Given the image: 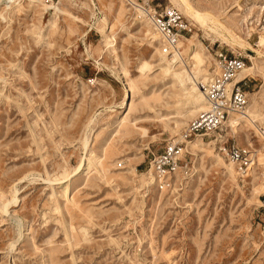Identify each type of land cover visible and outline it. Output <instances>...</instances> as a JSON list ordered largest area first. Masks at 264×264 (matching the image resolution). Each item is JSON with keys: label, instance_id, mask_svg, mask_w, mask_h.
Returning <instances> with one entry per match:
<instances>
[{"label": "rangeland", "instance_id": "rangeland-1", "mask_svg": "<svg viewBox=\"0 0 264 264\" xmlns=\"http://www.w3.org/2000/svg\"><path fill=\"white\" fill-rule=\"evenodd\" d=\"M189 1L251 46L233 50L182 13L193 28L177 46L185 58L203 47V77L218 49L264 68V0ZM93 2L0 0V206L15 199L0 209V264H264V76H246L252 122L233 116L223 131L252 150L247 169L203 136L207 150L185 142L179 171L158 183L149 158L182 140L190 105L147 17L124 0ZM119 76L136 87L127 107ZM85 151L95 161L78 170Z\"/></svg>", "mask_w": 264, "mask_h": 264}, {"label": "built area", "instance_id": "built-area-1", "mask_svg": "<svg viewBox=\"0 0 264 264\" xmlns=\"http://www.w3.org/2000/svg\"><path fill=\"white\" fill-rule=\"evenodd\" d=\"M134 1L149 17L161 50L170 55L173 48H178L179 37L189 34L192 30V23L173 5H152L151 0ZM214 60L216 64L209 69L206 78L198 81L207 106L188 120L181 134L184 138L195 135L211 137L218 151L227 156L238 170L245 171L253 159L252 150L238 145L231 135L230 141L228 137L223 136L228 114L243 110L247 103V91L244 88L246 76L227 84L242 67L244 60L238 52L228 53L224 49L214 51ZM258 134L264 141V125H258ZM183 145L184 141L166 142L159 151L150 156L149 166L152 167L155 177L161 179L162 184L165 185L173 172L181 167V158L186 152L181 149Z\"/></svg>", "mask_w": 264, "mask_h": 264}, {"label": "bare ground", "instance_id": "bare-ground-1", "mask_svg": "<svg viewBox=\"0 0 264 264\" xmlns=\"http://www.w3.org/2000/svg\"><path fill=\"white\" fill-rule=\"evenodd\" d=\"M128 1H129L128 3L131 5L130 6L131 8H133L136 12H140L141 16L147 17L145 19L140 20V23H144L147 26L152 25L150 23L149 17L146 15L145 11L141 8V6L139 4H137L134 0H128ZM32 2L40 4L42 2V0H32ZM169 2H171V4H173L181 13L186 14L193 21L194 24H196L201 29H204L205 31L213 32L215 34V36L219 38L220 42H223V43L229 45L233 50H236V48H239V49L241 48L243 50L247 47H251L247 41L241 39L239 36L234 34V32L231 30V28L221 24V22H219L216 18H214L210 13L195 8L189 0H169ZM92 3L94 4L93 0H92ZM128 3H127V5H128ZM44 6H45L46 10L51 9V12H52L51 16L52 17L54 15V13H56L57 11L60 10L59 7L55 6V5H50V6L44 5ZM51 16H50V18H48L49 21L51 19ZM147 32H148V34H152V32H150L149 29ZM102 35L104 37V40L108 44H110L112 42L110 35H107L105 32H102ZM183 36H185V35H183ZM156 38H157V34H152V36L150 37V39H152V42L157 41ZM179 39H180V41H183V40L188 41L187 38H184L182 36L179 37ZM177 45H179L178 42H177ZM180 49H181V47L173 48L171 54L166 57L165 52H163L159 48H157V50H159L161 58L165 59L166 63H167L166 68H163L164 72L169 73V75H171L173 77L176 84L180 86L181 91H182V93L185 96V99L187 101V104L190 105L191 109L188 110L189 114L187 116H188V118L191 119L199 111L205 109L207 106L203 92L198 85V81H200V80L203 81L205 79V77H203L204 75L200 74V73L202 71V66L204 64L205 65L207 64V60H210V57L207 56V54L205 53V51H204L203 47H201V45H198L195 43L191 44V50H190V52L186 58L182 55V53L180 52ZM149 66H150L149 63L146 61H143L140 63L141 70L147 69V68H149ZM116 69H117V67H116ZM122 69H124V68L122 67ZM120 74H121V72H120ZM260 75H262V77L264 76V68L262 66L256 64L254 61L252 62L251 65H245V63H244L242 65V67L234 73L232 79L227 84L229 85L233 81H237L241 77H245V76H251V77L252 76H258L259 77ZM120 80L122 81V83L124 85V89H125L124 103L127 107L128 102H127L126 98H128L131 91L133 94V91L136 89V87L133 83H131V84H129L130 89H128L126 86L127 82H125V80L122 79V77H120ZM257 95L258 94H256V93H254L252 95V97H251L252 101L248 105H247V103H248V100H247V103H246L245 107L243 108V110L238 111V112L229 113L227 116V119L225 121V124L227 125V123H228L229 125H231V121H232L233 116H236L239 119V122L241 125H246L248 123H251L252 117H253V112L254 111L258 112V107H260V105L258 104L259 102H257ZM117 121H118V123H122L124 121V117H119L117 119ZM245 128H247V127H245ZM181 137H182V140H184V145L181 148L182 150L186 151L187 147L199 149V150H201V152L203 150H207L204 147L205 145H203L204 143H202V139H201L202 137L200 135H195V136H192L191 138H184L183 136H181ZM191 139H193V140H191ZM182 140H181V142H183ZM87 141H88L87 138L83 139L82 145H84L85 149L87 146ZM170 142H174V140H171ZM185 142H187V147H185V144H186ZM210 142L212 143L211 140H210ZM249 145H250V147H252V143ZM253 151H255V149H253ZM208 152L211 153V151H208ZM84 156L85 157L82 160V162L78 164V167H77L78 170L79 169L82 170L85 167V165L91 164V163H93V161H95L94 157L91 156V154L88 155L87 152L85 153ZM254 157H255V155H253V158ZM216 158L219 161L222 160L218 155H216ZM231 162H230V164H226L225 166H226L228 173L231 175L232 178H234V169H233V165L231 164ZM251 163H252V161H251ZM150 169H151V172H153L152 167H150ZM179 169L180 168H178L175 172H173V174L178 172ZM150 175L152 176V178L155 177L154 175H152V173H150ZM153 180L154 181H156V180L161 181L160 178H158V179L154 178ZM160 181L158 183H160ZM161 186H163V185H161ZM54 194H55V191H54ZM12 201H15V199ZM12 201L8 198H5L2 201L1 206H0L1 211H5L9 205V203Z\"/></svg>", "mask_w": 264, "mask_h": 264}]
</instances>
